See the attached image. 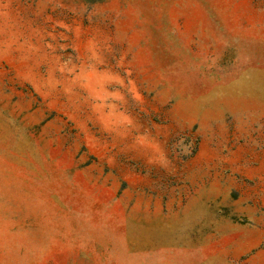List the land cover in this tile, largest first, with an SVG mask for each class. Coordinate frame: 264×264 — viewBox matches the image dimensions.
<instances>
[{"label":"rangeland","instance_id":"1","mask_svg":"<svg viewBox=\"0 0 264 264\" xmlns=\"http://www.w3.org/2000/svg\"><path fill=\"white\" fill-rule=\"evenodd\" d=\"M0 264H264V0H0Z\"/></svg>","mask_w":264,"mask_h":264}]
</instances>
